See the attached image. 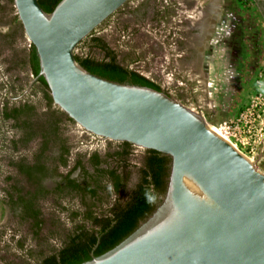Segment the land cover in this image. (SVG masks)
I'll return each mask as SVG.
<instances>
[{
  "label": "rangeland",
  "instance_id": "obj_1",
  "mask_svg": "<svg viewBox=\"0 0 264 264\" xmlns=\"http://www.w3.org/2000/svg\"><path fill=\"white\" fill-rule=\"evenodd\" d=\"M263 3L128 0L93 31L114 50L121 64L156 82L185 106L202 112L207 124L216 129L248 107L258 90L264 92ZM19 24L14 4L0 0V106L34 105V115L27 118L31 122L60 117L59 137L67 141L71 155L66 165L55 171L59 148L54 142L43 147L40 136L23 142L19 123L0 121V264L39 260L59 247L75 226L86 224L87 210L98 214L122 196L109 185L95 198L60 194L59 176L72 167L76 157L85 159L94 151L104 158L121 147L68 122L56 105H48L46 90L37 81L29 87L34 77L26 62L30 42ZM75 53L102 56L87 47H76ZM39 154L50 169L43 187L52 192L36 202L41 222L36 228L24 213L32 188L17 174L15 164ZM142 160V149L132 146L125 159L109 157L103 166L125 173L128 188L135 183ZM252 161L264 171V146ZM86 169L93 172L88 165ZM81 175L79 170L73 173L79 180Z\"/></svg>",
  "mask_w": 264,
  "mask_h": 264
},
{
  "label": "water",
  "instance_id": "obj_2",
  "mask_svg": "<svg viewBox=\"0 0 264 264\" xmlns=\"http://www.w3.org/2000/svg\"><path fill=\"white\" fill-rule=\"evenodd\" d=\"M128 0H13L52 103L80 129L170 157L154 211L104 254L81 264H264V171L195 111L162 90L82 67V39Z\"/></svg>",
  "mask_w": 264,
  "mask_h": 264
},
{
  "label": "trees",
  "instance_id": "obj_3",
  "mask_svg": "<svg viewBox=\"0 0 264 264\" xmlns=\"http://www.w3.org/2000/svg\"><path fill=\"white\" fill-rule=\"evenodd\" d=\"M43 10L51 12L60 0H38ZM13 3V0H10ZM21 29V25L18 26ZM77 47H87L96 49L102 53L101 57L93 56L91 53H75L77 62L89 72L106 79L135 85H143L161 90V87L146 76L134 69L121 64L113 49L100 36L90 32ZM26 62L31 74L35 77L39 73V61L35 47L29 43ZM37 82L46 90L44 99L48 105L52 104L49 88L42 76ZM68 122H73L67 115L59 111ZM34 105H23L3 113V119H14L22 127V141L27 142L34 136H40L42 146L46 147L50 142H54L59 148L57 160L66 165L70 146L67 141L59 137L60 117L54 119L48 117L44 122H31L29 117L34 115ZM2 115V114H1ZM25 115L28 119H23ZM133 145L122 142L121 149L113 153H107L106 157H100L93 153L88 163L93 172L90 173L83 162L78 157L74 167L60 179V194H76L97 197L99 191L110 189L114 192H121V197L117 199L106 210L96 214L91 210L85 213L86 224L75 226L64 236L59 247L45 254L41 259L31 264H81L98 257L112 249L131 232H133L157 207L160 196L166 191L167 178L170 168V157L158 151L144 149L142 164L137 170L138 179L131 187L126 186L127 175L118 173L114 168H105L103 164L109 157L125 159ZM17 174L23 178L32 188V192L26 200L28 204L24 207V213L32 220L33 226L39 228V210L35 207L36 202L44 194L52 191L43 187V178L49 172V166L45 158L39 154L35 156L33 162L19 160L15 164ZM79 168L82 180L72 177L73 170ZM52 170V169H51ZM54 171V170H52ZM56 171V169H55ZM20 190V189H18ZM22 200V197L18 198Z\"/></svg>",
  "mask_w": 264,
  "mask_h": 264
},
{
  "label": "built area",
  "instance_id": "obj_4",
  "mask_svg": "<svg viewBox=\"0 0 264 264\" xmlns=\"http://www.w3.org/2000/svg\"><path fill=\"white\" fill-rule=\"evenodd\" d=\"M238 116L215 127L233 146L253 160L264 146V92L258 90ZM256 99H258L256 101Z\"/></svg>",
  "mask_w": 264,
  "mask_h": 264
},
{
  "label": "flooded vegetation",
  "instance_id": "obj_5",
  "mask_svg": "<svg viewBox=\"0 0 264 264\" xmlns=\"http://www.w3.org/2000/svg\"><path fill=\"white\" fill-rule=\"evenodd\" d=\"M263 5V18H264V3L262 4ZM37 81V80H36ZM161 90L162 91H164V92H166V93H168L167 91H165V90H163L162 88H161ZM5 94L7 95V97L8 98H10L11 99V97L9 96L10 95V92L7 90L6 92H5ZM17 98H20L19 96L18 97H16V98H13V99H17ZM192 101H194L195 102V104H196V107L199 109L200 108V106L198 105V103L196 102V100H192ZM23 105H30L31 106V104H29V103H24V104H22V105H17V106H14V107H3V106H0V121H5V120H11L12 122H14L15 123V120L12 118H8V119H3L4 117H3V113L5 112V111H8V110H11V109H14V108H18V107H20V106H23ZM2 114V115H1ZM23 117V119H27V117H25V115H23L22 116ZM97 138H99V137H97ZM101 139V138H100ZM103 140V139H102ZM106 140V139H105ZM115 142V141H114ZM116 143H118V144H120V147H121V143L120 142H116ZM93 153H97L101 158H102V156L98 153V152H90V153H88L87 154V156L86 157H84L85 159H83V157H81V159L83 160V162H84V164H85V166H90L89 165V163H88V159H89V157L93 154ZM142 153H143V158H144V149H142ZM70 155H71V148H70V152H69V155H68V157H67V161H68V158L70 157ZM34 158H35V156L30 160V161H26V162H33L34 161ZM77 159H78V157H76V159H75V161L73 162V164H72V167L71 168H69V170H71L73 167H74V165L76 164V162H77ZM143 161V160H142ZM67 163V162H66ZM63 166H65V165H62L58 160H57V166H56V170H58L60 167H63ZM91 167V166H90ZM68 170V171H69ZM76 170H79V168L77 167L75 170H73V172H72V174H71V176L73 177V173L76 171ZM17 171V170H16ZM67 171V172H68ZM80 171V170H79ZM67 172H65L64 174H61L59 177H60V179L62 178V175H65ZM137 179H138V174H137ZM137 179H136V181H135V183L137 182ZM50 253V252H49ZM48 254V253H47ZM45 255V254H44ZM44 255H42L41 257H43ZM41 257H40V259H41Z\"/></svg>",
  "mask_w": 264,
  "mask_h": 264
},
{
  "label": "bare ground",
  "instance_id": "obj_6",
  "mask_svg": "<svg viewBox=\"0 0 264 264\" xmlns=\"http://www.w3.org/2000/svg\"><path fill=\"white\" fill-rule=\"evenodd\" d=\"M209 127H210L213 131L219 133L217 129H213L211 126H209ZM222 137H223L226 141H228V142L231 144V142H230L227 138H225V136L222 135ZM231 145L233 146V144H231Z\"/></svg>",
  "mask_w": 264,
  "mask_h": 264
}]
</instances>
